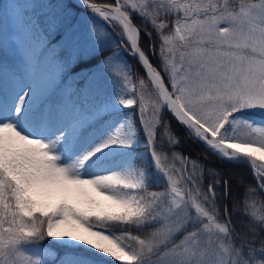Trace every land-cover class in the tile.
I'll list each match as a JSON object with an SVG mask.
<instances>
[{"label": "trees", "instance_id": "1", "mask_svg": "<svg viewBox=\"0 0 264 264\" xmlns=\"http://www.w3.org/2000/svg\"><path fill=\"white\" fill-rule=\"evenodd\" d=\"M14 1L32 48L27 56L9 52L3 45L5 28L0 18V71L17 75L24 85L32 76L36 84L29 89L41 88L46 96L36 108L19 107L18 113L0 84V125L9 123L0 128V264H13L18 252L29 254L32 264H135L146 250L142 261L162 256L173 242L214 225L218 227L215 244H223L227 264H264V191L252 169L212 154L164 106L140 62L130 54L120 25L113 21L125 49L105 20L69 0ZM120 2L140 28L143 50L177 95L158 54L159 46L174 49L178 43L173 17L159 31ZM237 2H232L235 9ZM5 3L0 0V6ZM65 82L74 84L70 115L79 109L89 120L80 132L82 140L105 137L117 126L129 124L134 129L136 145L90 163L81 160L77 171L98 175L131 160L143 195L136 209L112 212L90 192L78 203L52 205L42 198V191L61 170L46 152L35 153V137L56 124L58 106L52 105L53 95ZM146 90L155 93L160 106L152 135L144 122ZM109 106L113 110L104 112ZM14 109L21 120L12 127ZM260 180L264 185L263 175ZM170 191L186 201L189 224L166 244L162 217ZM65 227L96 234L98 245L69 240L62 235ZM124 253L136 255L125 262L120 260Z\"/></svg>", "mask_w": 264, "mask_h": 264}, {"label": "rangeland", "instance_id": "2", "mask_svg": "<svg viewBox=\"0 0 264 264\" xmlns=\"http://www.w3.org/2000/svg\"><path fill=\"white\" fill-rule=\"evenodd\" d=\"M237 1L123 0V3L144 24L159 31L173 17L178 43L174 49L159 46L158 54L181 103L212 139L264 158V120L260 118L264 116V1ZM5 2L0 6V18L5 28L3 45L17 56H27L32 47L22 28L23 15L14 0ZM232 2H237V9ZM27 79L28 83L24 85L17 75L5 69L0 71L1 88L7 92L8 99L15 101L18 113L21 108H36L46 96L41 88L29 89L36 81L30 75ZM73 87L74 84L65 82L53 95L52 105L58 106V120L52 129L41 130L35 137V153L46 152L61 170L42 191V198L52 205L78 203L90 192L96 193L102 206L112 212L136 209L143 195L139 189L141 179L131 160L118 170H107L98 175L77 171L81 160L90 163L115 156L136 145L137 138L128 124L117 126L114 133L105 137L92 136L82 140L80 132L89 120L79 109L70 115ZM154 94L149 90L142 94L144 122L150 135L157 125L160 109ZM112 110L109 106L104 112ZM10 117L12 127L21 120L15 109ZM8 124L4 123L0 128ZM167 196L162 217L166 244L174 241L189 224L183 196L171 191ZM216 230L215 225L199 229L181 242H173L162 256L142 261L143 255L148 253L146 250L135 264H227L223 244H215L218 240L214 236ZM62 233L69 240L93 246L99 243L96 234L84 229L65 227ZM132 255L136 253H124L120 260L132 261L129 259ZM13 256V264H32L33 258L29 254L18 252Z\"/></svg>", "mask_w": 264, "mask_h": 264}, {"label": "water", "instance_id": "3", "mask_svg": "<svg viewBox=\"0 0 264 264\" xmlns=\"http://www.w3.org/2000/svg\"><path fill=\"white\" fill-rule=\"evenodd\" d=\"M69 1L105 20L114 29L125 48L124 41L112 22V20L117 21L123 29L126 40L131 48L130 54L140 62L147 79L157 91L164 106L184 124L193 137L215 156L228 162L248 165L254 173L257 184L264 191V186L259 179V174L264 175V172H262L264 170V158L236 148L225 141L214 140L206 133L174 94L159 69L150 61L141 46L140 28L136 25L130 14L122 8L119 0L115 4L98 3L90 0ZM105 13H110L112 16H106Z\"/></svg>", "mask_w": 264, "mask_h": 264}]
</instances>
